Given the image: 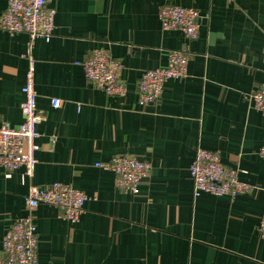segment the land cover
<instances>
[{
    "label": "crops",
    "instance_id": "crops-1",
    "mask_svg": "<svg viewBox=\"0 0 264 264\" xmlns=\"http://www.w3.org/2000/svg\"><path fill=\"white\" fill-rule=\"evenodd\" d=\"M8 2L0 0V17ZM167 5L199 11L195 41L162 29L158 13ZM54 7L49 42L37 39L30 49L26 34L0 30V126L23 122L31 60L45 116L33 176L0 171V250L11 224L27 215L29 188L59 182L88 200L77 223L49 205L33 211L39 264H264V114L251 101L264 85V0H55ZM96 49L123 63L125 97L87 81L83 63ZM178 50L189 56L187 77L142 106V74L167 66V53ZM198 149L220 153L247 192L195 196L189 168ZM116 155L151 164L139 194L96 167Z\"/></svg>",
    "mask_w": 264,
    "mask_h": 264
},
{
    "label": "built area",
    "instance_id": "built-area-1",
    "mask_svg": "<svg viewBox=\"0 0 264 264\" xmlns=\"http://www.w3.org/2000/svg\"><path fill=\"white\" fill-rule=\"evenodd\" d=\"M54 2L9 0L6 11L0 17V30L10 35L26 34L30 40V49L37 39L49 42L55 29ZM158 14L164 31H180L188 43L198 38L202 17L196 9L167 5ZM167 56V66L142 74L138 86V98L142 106L157 104L169 81L183 79L188 75L189 56L186 52L169 51ZM34 64V60H31L22 89L25 96L21 104L23 122L18 127L8 124L0 126V171L10 173L24 168L29 177L33 176L38 162L36 153L40 149L38 141L41 138L38 127L45 120L37 105ZM83 67L87 81L107 96H126L127 89L121 79L124 65L108 50L92 51ZM251 101L253 108L264 114V85L252 93ZM52 106L58 109L62 101L52 99ZM259 155L264 159V144L259 149ZM96 167L114 173L117 187L135 195L140 193L141 184L152 170L147 161L129 155H116L107 163H97ZM189 173L197 197L203 194L236 197L246 193L249 188L238 180L236 171L224 166L218 152L198 149ZM87 200L84 192L63 183L31 186L25 199L27 215L14 221L6 231L0 250V264H39V241L33 211L40 205L58 208L63 219L77 223ZM259 232L264 238V215Z\"/></svg>",
    "mask_w": 264,
    "mask_h": 264
}]
</instances>
